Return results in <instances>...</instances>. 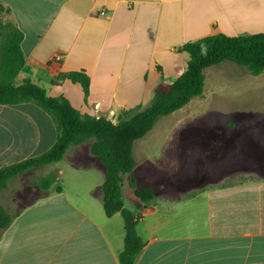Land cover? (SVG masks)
I'll return each instance as SVG.
<instances>
[{
  "label": "crops",
  "instance_id": "1",
  "mask_svg": "<svg viewBox=\"0 0 264 264\" xmlns=\"http://www.w3.org/2000/svg\"><path fill=\"white\" fill-rule=\"evenodd\" d=\"M0 4L12 10L8 19L24 34L26 64L16 84L36 83L81 113L114 123L151 102L162 73L166 81L175 78L188 59L178 47L216 33L264 32V0ZM81 70L90 77L87 97L79 83L57 80ZM56 140L55 118L37 103L0 105V168L42 155ZM77 154L72 180L61 179L63 168L55 170L60 193H41L19 179L0 193V204L14 216L0 231V264H120L125 224L121 213H105L106 169L92 154L88 162ZM226 177L212 176L183 196L152 183L155 200L145 206L135 205L123 186L125 206L141 216L137 233L145 246L136 264H264V179L231 183Z\"/></svg>",
  "mask_w": 264,
  "mask_h": 264
},
{
  "label": "trees",
  "instance_id": "2",
  "mask_svg": "<svg viewBox=\"0 0 264 264\" xmlns=\"http://www.w3.org/2000/svg\"><path fill=\"white\" fill-rule=\"evenodd\" d=\"M12 10L0 4V105H19L35 102L57 123V140L53 147L42 155L0 168V192L9 181L24 172L62 161L69 148L94 139L92 154L99 158L106 169V179L101 193L108 217L121 213L125 224L124 249L120 264H136L145 243L137 233L141 218L125 206L123 186L125 177L133 191L137 206L151 204L155 191L150 184L139 187L135 177L137 160L135 143L146 137L156 123L203 94L205 70L224 61L233 62L251 75L264 73V32L230 36L225 33L208 35L189 41L177 50L188 54L185 68L178 67L172 81H161L154 91L150 104L138 110L126 111L118 123L105 118L83 114L66 97H53L36 83L25 81L17 85L16 78L26 64L22 50L23 32L8 19ZM161 72V68L158 67ZM79 83L87 97L90 93V77L85 70L74 71L57 77ZM42 191L60 193L62 186L55 176L39 178L34 184ZM14 216L0 204V231L7 229Z\"/></svg>",
  "mask_w": 264,
  "mask_h": 264
},
{
  "label": "rangeland",
  "instance_id": "3",
  "mask_svg": "<svg viewBox=\"0 0 264 264\" xmlns=\"http://www.w3.org/2000/svg\"><path fill=\"white\" fill-rule=\"evenodd\" d=\"M186 65L187 61L182 67ZM93 142L89 139L72 146L70 155L58 165L31 169L14 179L46 193L34 185L36 181L47 176L59 180L55 171L58 167L64 170V182L72 180L71 162L78 159L74 157V161L71 156L78 153L79 161L88 162ZM134 155L140 164L139 183L159 182L162 190L169 189L174 195H188L212 176L226 174L231 183L264 179V73L251 75L230 61L206 69L203 94L162 117L146 137L135 143ZM228 173H233L232 177ZM128 180L126 176L124 188L131 198Z\"/></svg>",
  "mask_w": 264,
  "mask_h": 264
}]
</instances>
